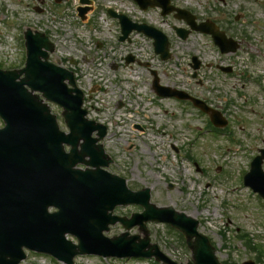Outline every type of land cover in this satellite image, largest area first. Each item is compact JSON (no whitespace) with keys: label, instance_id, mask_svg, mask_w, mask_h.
Returning a JSON list of instances; mask_svg holds the SVG:
<instances>
[{"label":"rangeland","instance_id":"obj_1","mask_svg":"<svg viewBox=\"0 0 264 264\" xmlns=\"http://www.w3.org/2000/svg\"><path fill=\"white\" fill-rule=\"evenodd\" d=\"M189 1L180 3L187 5ZM78 5L79 0L60 4L54 0H0V67L24 65L23 33L27 27L47 32L56 44L50 61L65 66L70 65V59L77 61L79 85L86 92L94 85V99L89 101L94 118L113 126L109 127V138L104 145L115 160L110 171L125 176L133 190L149 187L152 201L158 206L172 205L178 211L194 214L201 222L199 231L216 246L221 262L243 264L256 258V264H264V253L257 258V251L252 252L245 240L238 237L248 232L252 243L264 249V208L248 189L235 187L239 169L246 168L250 156L264 148V79L258 80L256 75L255 81L253 76L243 75V68L247 67L242 52L221 58L210 39L197 33L186 40L174 34L172 57L167 61L158 58L149 41L119 42V25L107 15V7L133 13L135 20H142L143 16L150 21L156 18L155 12L142 15L128 0H95L94 9L85 20L77 16ZM262 28L254 27L252 21H240L234 24L233 31L239 35L248 30L261 40L264 39ZM128 55L134 56L135 61L127 64ZM193 55L201 56L203 64L206 63L198 69L197 77H193L194 69L190 65ZM147 60H152L150 65L146 64ZM217 64L232 65L242 73L236 70L233 75L224 76ZM260 68L264 69V59H260ZM152 69L157 71L161 84L187 90L233 117L232 135L243 140L244 145L237 157L225 153L228 148L239 147L229 143L223 134L209 132L206 118L198 109L181 100L157 96L152 89ZM241 184L242 178L236 186ZM141 210L136 205L120 206L115 214L130 216ZM148 225L152 241L165 254L178 262L192 258L178 231H169L162 223ZM122 231L125 229L117 223L106 234L113 236ZM130 233L140 231L133 228ZM23 264L64 263L52 257L37 262L30 255ZM74 264L153 262L83 255L76 257Z\"/></svg>","mask_w":264,"mask_h":264},{"label":"water","instance_id":"obj_2","mask_svg":"<svg viewBox=\"0 0 264 264\" xmlns=\"http://www.w3.org/2000/svg\"><path fill=\"white\" fill-rule=\"evenodd\" d=\"M28 44L30 57L28 68L24 70L28 80L26 81L24 79L23 82L29 83L30 81H34L40 73H49L55 78V74L50 71L49 66L39 62L40 51L37 47L38 40L32 37L30 33H28ZM15 78V74L5 75L4 83L8 84L10 87L16 86ZM31 85L32 87L39 86V84ZM23 96L26 97V95ZM58 99L62 103L67 104L66 98L61 97ZM78 103H80V100ZM52 131L53 130H45V134L49 137V147L55 154L56 160L49 159L46 166H43L38 159L32 158L31 154L27 151L16 152L13 146L9 145V141L4 137L3 132H0V180L4 183V180H11L14 182L20 179L18 184L24 188L26 184L29 186L31 185L28 176L31 175L35 180L34 183L44 188L42 190V197L40 195L34 197L38 202L42 203L44 199H47V205L49 203L58 205V201L60 200L65 210L79 214L80 219L85 220V222L82 223L83 226H88V230L93 234V239L89 244L82 243L79 246L81 251L90 250V247H94V237L102 241V231L108 229L109 223H113L119 219L117 216L113 217L111 214H107V211L113 209L116 203H141L146 207L145 213L142 214L144 220H166L184 229L188 232L190 237L196 234L195 227L186 226V220L190 222V219L185 218L184 215L177 214L172 208L158 209L154 207L149 203L147 192L133 193L126 188L124 180L102 172L99 168L94 171H89V173L74 170L71 167L77 162L72 158L74 154L67 157L64 155L62 156L57 139ZM90 163L99 167L100 165H107L108 162L102 161L100 156H97L95 160ZM94 196H96L97 200L96 205ZM98 197L100 198V202H98ZM21 202L22 199L20 197H14L11 207H16ZM96 209L100 213V217L97 218L96 213L95 216L91 215L92 211ZM46 214L47 226L44 229L45 237L43 236V239L40 240L32 235L29 239L21 236L11 240L8 246L1 242L0 264H17L19 259L23 256L21 251L23 245L47 248L50 251H53L52 248L59 249L63 245H70V243L64 240L63 234L67 232V230H73L61 225L63 221L61 213L49 215L46 212ZM120 220L124 221L123 219ZM124 224L126 225L125 222ZM126 226L129 227L130 225ZM2 235L3 241L6 240V238L10 239L11 231L4 227ZM136 239H138V236L131 238H126L125 236L110 241V244L112 248L113 246L117 247L128 255L144 254L145 247L149 245L148 240H141L137 243ZM194 249L197 261L196 264H202L200 261L201 257L211 253L207 240L200 235H198V240L194 245ZM12 251H14L16 255H14L13 259H9V253ZM75 251V247L73 246L71 251L72 254L75 253ZM151 254L150 252L147 253L149 256Z\"/></svg>","mask_w":264,"mask_h":264},{"label":"flooded vegetation","instance_id":"obj_3","mask_svg":"<svg viewBox=\"0 0 264 264\" xmlns=\"http://www.w3.org/2000/svg\"><path fill=\"white\" fill-rule=\"evenodd\" d=\"M256 19H264V0H256Z\"/></svg>","mask_w":264,"mask_h":264},{"label":"bare ground","instance_id":"obj_4","mask_svg":"<svg viewBox=\"0 0 264 264\" xmlns=\"http://www.w3.org/2000/svg\"><path fill=\"white\" fill-rule=\"evenodd\" d=\"M191 214H192V213H191ZM191 214H190V215H191ZM196 214H198V213H196ZM192 215H194V214H192Z\"/></svg>","mask_w":264,"mask_h":264}]
</instances>
